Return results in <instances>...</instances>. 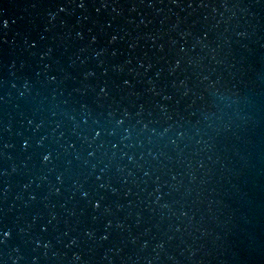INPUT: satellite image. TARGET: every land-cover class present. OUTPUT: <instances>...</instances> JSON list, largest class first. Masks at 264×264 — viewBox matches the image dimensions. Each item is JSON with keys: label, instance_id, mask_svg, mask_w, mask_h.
Wrapping results in <instances>:
<instances>
[{"label": "water", "instance_id": "1", "mask_svg": "<svg viewBox=\"0 0 264 264\" xmlns=\"http://www.w3.org/2000/svg\"><path fill=\"white\" fill-rule=\"evenodd\" d=\"M0 264H264V0H0Z\"/></svg>", "mask_w": 264, "mask_h": 264}]
</instances>
